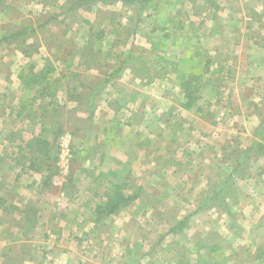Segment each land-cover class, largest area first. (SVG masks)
<instances>
[{
	"label": "rangeland",
	"instance_id": "obj_1",
	"mask_svg": "<svg viewBox=\"0 0 264 264\" xmlns=\"http://www.w3.org/2000/svg\"><path fill=\"white\" fill-rule=\"evenodd\" d=\"M7 1V13L0 5V35L24 25L36 28L21 39L27 42L21 47L32 50L30 55L22 53L20 47L3 43L0 62L5 63V68L11 67L14 79L21 69L35 67L39 71L44 65L53 66L50 81V77L45 78L42 85L27 89L26 94L58 92L63 105L57 108L61 117L62 114L67 117L63 132L55 138L52 130L48 135L50 143L45 141L41 146L43 152L53 153L49 155L51 164H46L45 174L53 187L49 185L50 191L54 194L57 190L64 191L82 163L86 162L85 166L89 167L92 161L97 163V168L90 170L95 176L89 189L94 197L79 201L84 202L85 207L94 206L93 211L68 210L63 216L59 215L62 219L47 224L49 227L63 224V229L57 232L67 238L66 245H72L85 256L78 261L74 259L75 264H93L90 256L100 264H166L168 259L181 264H230L227 215L205 205L202 207L201 201L210 196L214 182L228 171L222 166L224 164H218L222 152L219 157L214 149L215 145H226L222 135L229 133L226 132L227 123L243 125L240 118L246 112L252 111L254 116L264 113V0H170L156 8L144 4L142 9L136 3L129 6L123 2L96 1L89 9L71 10L68 8L71 1L67 5L66 0H43L47 4L45 7ZM100 30H104L103 39L96 40L93 33ZM87 46L95 51L94 55L88 57ZM126 51L132 52L135 58L141 57V64L157 69L158 76L142 86L143 81H135L124 69L119 77H111L108 83L97 86L102 79L108 78ZM195 71L202 75L197 89L201 99L200 116L189 114L181 107L184 97L179 87L180 79L185 72ZM230 79L236 84H229ZM70 81L82 87L75 90L72 86L71 95H66L64 90ZM4 84H0V93H4ZM17 88L23 90V84L13 86V93ZM232 89L233 97L237 93L245 94L243 108L237 105L239 110L232 102L227 103ZM6 95L12 93L7 91ZM89 95L91 97L85 101ZM249 97L255 101H248ZM16 102L18 100L12 97L5 103ZM106 104L110 110L106 120L92 119L93 112L89 121L88 107L95 111L97 106ZM224 110L231 111L222 114ZM233 111H238L240 118H234ZM5 118L1 115L0 121ZM107 120L108 123L103 122ZM196 121V132H188ZM218 121L224 130H219ZM10 123L8 119L2 123V130ZM94 124L97 130L93 129ZM103 125L107 127V137L104 133L97 135ZM85 138L89 149L84 152ZM25 140L13 139L12 143L20 145L19 141ZM102 140L106 142L104 150L95 147ZM230 151L229 156L238 157V149ZM15 153L11 155L13 160L21 154ZM226 155L225 151L222 159ZM130 157L135 162L133 165L120 164L130 161ZM42 160L44 162L43 157ZM120 182L126 184L125 194H135L136 198L94 225L96 204L105 201L110 183ZM61 200L56 201V209L64 211ZM225 201L227 203V199ZM235 209H238L237 202ZM70 211H77V215ZM87 219L91 223L84 231H79L82 229L78 224ZM181 219H187L186 226L170 233L169 227ZM64 222L74 224L75 230ZM235 230L231 241L237 238ZM44 232L49 233L51 240L56 238L55 231ZM76 235L82 240L78 242ZM101 238L102 244L97 241ZM215 239L220 246L218 251L201 250L202 246L211 247ZM196 241L200 243L195 250ZM44 249H38V259L48 264L42 260V255L47 253ZM21 255L9 257L4 264H32L28 246ZM239 257L244 264H250L249 258L239 252L232 261H238Z\"/></svg>",
	"mask_w": 264,
	"mask_h": 264
},
{
	"label": "crops",
	"instance_id": "obj_2",
	"mask_svg": "<svg viewBox=\"0 0 264 264\" xmlns=\"http://www.w3.org/2000/svg\"><path fill=\"white\" fill-rule=\"evenodd\" d=\"M11 2L15 5H19L22 3H35L41 5L42 7H45L47 5L44 3L43 0H11ZM212 37L215 38L216 36ZM5 66V63L1 61L0 84H2L3 82L5 84L3 85L4 93H0V116L5 115L6 118L10 120L13 125L11 123L10 125L8 124V128L6 130L5 128L2 130V127L0 126V259L2 258L1 263H6V260L9 259V257H14L18 255L22 256V250L25 246H28L29 255L32 256V264H42L38 259L39 248H46L44 250H46L47 253L42 255V260L47 261L48 264H75L76 261H74V259L78 261L81 260V258L84 259L85 256L81 255L80 252H77L72 245V247L70 245H66L68 244L67 238L63 237L62 234H59L57 232L58 230L63 229V224L54 225L52 227H49L47 224L53 222L54 219H62L59 215L63 216V214H65L68 210L85 211L90 209L93 211L94 206L85 207L83 205L84 202L79 201L81 200V198L82 200H84L88 197H94L89 189L91 188L90 183L93 182L95 176L90 170L96 169L97 163L95 161H92V166L89 167L88 165L85 166L86 162L84 161L85 163H82V167L79 169L78 173L76 172L73 178L68 181L69 184H67L66 189H63L64 191L58 192L57 190L56 194L50 191V183L45 178V174L47 173L46 164H51V161L49 160V155L52 156L53 153H47L46 150L43 152L42 147L40 145L35 146L30 143L33 137L39 136L40 134H42V139H44V141L48 143L50 141L48 138V135H50V133L48 132V127L45 125V123L43 124L40 118L29 119L27 118V116H24L25 113L23 115L21 114V101L25 100L26 96L30 97V99H36V97L34 96L35 93L27 95L26 90H21V88H17L16 92L13 93V86H18L19 84H21V82L20 79L17 78V75L15 76V79L11 78L10 70L12 69L8 65V67H6V71ZM34 69L36 70L35 67ZM220 69L218 68L217 70L220 71ZM126 70H128V73L131 75L130 70L128 68H126L125 71ZM238 70L240 71L241 69L237 68V71ZM237 76L239 77V74H237ZM134 80L136 81L138 79L134 78ZM235 80L237 79L235 78ZM68 84L69 86H67ZM144 84L145 83H142V86H145ZM229 84H236V81L230 79ZM67 85L66 89L64 90L66 95H71L70 88L72 86H75V90H79L78 83L75 81H70L67 83ZM239 85L241 86V83ZM210 89L212 88L210 87ZM7 91L12 93L13 96L6 95ZM252 92L253 96L256 97L257 94L254 92V90ZM233 93L234 89H232L231 93L229 92V94L227 95V103L232 102L235 105L236 109L239 110V107H237V105L243 108L245 94L237 93L236 97H233ZM57 94L58 92H55L53 94L51 92L46 93V91H44L43 93L44 102L50 103L49 100L52 99L50 103L51 107H49L50 110H52L54 107H57L58 104L63 105L62 100L59 99ZM12 97L14 99L16 98L18 100V103H5L10 102V100H12ZM53 98H55L56 101H54ZM200 100L201 99L199 97L193 107L188 110L183 109V111H186L189 114H196L200 116ZM250 100L255 101V99L252 97H249L248 101ZM39 101L40 99L36 100L33 103V108L39 105ZM66 101L67 100H65L64 102ZM262 101H264V99ZM216 102L223 103V101L221 100H217ZM3 107L6 109V111L5 109H3ZM97 107L94 111L92 119H94V117H97V120H106L108 112H110L107 104L106 106H99L98 109ZM24 109L26 113H30L28 107H25ZM34 110H38V106ZM230 111L231 110H224L222 114H226ZM217 112L219 113L220 111L218 110ZM234 113V118H240V114L238 111ZM234 113H232V115ZM261 115L263 116L262 118H264V113H259L258 115L254 116L252 111H250L246 112L245 114H243V116H241L240 119H242L241 122L243 125L239 124L238 126H236L235 123L228 122V131L226 132L229 133H227V135H222L225 138L223 142L226 145L224 147L222 145H215L214 147L217 156L219 155V157L221 152L222 157L223 153H225V151L227 152V155L224 157V159H222V157L219 158L218 164H224L222 166L228 169V171L231 170L233 166H236L237 163L242 164H238L241 167H239L238 172H235L231 176H227L230 180H228L227 178H220L214 182L215 185L219 182V185L221 187L226 186L227 184L232 185L231 189H225V193H228L226 195L227 204L234 215L235 226L233 228L230 227L229 219L226 216L227 214L225 212L219 210V208L211 204L205 205L210 209L216 211L217 213L225 215L227 218L225 220H227V233L229 234L227 238L229 241V256H231L228 259L230 264H244L240 257L238 261H232V257H234L238 252L242 253L243 256L247 259L249 258L250 264H264V138H262V134H264V129H262ZM82 116L85 117L84 114ZM6 118L0 121V125H2V123H6ZM103 122L108 123V120ZM16 123L19 124L18 127ZM196 123L197 121L192 122L190 126V131L188 132H191L193 130L196 132V130L194 129V125ZM95 124L93 129L97 130V126ZM218 124L219 130L225 129L222 127L220 121H218ZM106 128L107 127L103 125V128L97 131V135H103V133L105 135V131L106 133L108 132ZM29 136L30 142L27 139L25 140V138ZM222 136H220V138ZM105 137H107V135H105ZM197 137H200V133H197ZM201 137L203 136L201 135ZM13 139H24L25 142L19 141V145L18 143H12ZM114 140L115 138L113 137V142ZM88 144L89 143L87 142V138H85V143L83 146L84 152L89 149L87 146ZM95 147H98L102 150L104 147L106 148V142L102 140L100 143V141H98V144L95 145ZM234 148L238 149L239 154H241V157H239V159L229 156V154L231 153L230 149ZM38 151H42V153ZM15 152L21 154L16 155V158L13 160L11 158V155H15ZM43 153L45 154V156L43 155ZM101 155L102 153H100L98 156H100L101 158ZM246 155L247 159H244ZM42 157L44 158V162L42 160ZM131 163L133 165L135 162H133L132 158L130 157V161L125 160L120 164L128 165ZM228 164L230 165L229 167H227ZM89 179L91 180L88 182ZM84 186L87 187L86 190H83ZM58 199H63L61 201L62 203H64V211L56 209V201ZM232 199H235V201L232 202ZM236 202L238 204L237 210L235 209ZM202 207H204V204L202 205ZM57 210L58 213H55ZM70 212H73L75 215H77V211ZM77 217H75V219ZM93 222L94 225H97L102 223L103 220L101 218L99 221L93 220ZM90 223L91 220L89 219L85 221H80L81 225L78 224V227L82 230L79 231H84V229H86L85 227L88 226V224ZM43 225L46 226L44 227ZM64 225L71 228L72 230H75V225L72 223L64 222ZM235 229H237L238 231L237 238L231 241L232 235L234 234L235 236L236 234ZM45 230L55 231L56 238L54 240H51L47 235L49 233H45ZM214 234L216 236V232H214ZM79 236L80 235L75 236L78 242L82 240ZM97 241L101 242V244L103 243L102 238L98 239ZM198 242L200 243V241H196L193 245L195 250L196 245H199ZM83 244L87 245L86 240H83ZM213 245H218L216 239L214 240ZM218 247L220 249L219 245ZM203 249L205 248H203L202 246L201 250ZM185 250L186 249H184L183 251ZM89 259L90 261H93V264H100L96 262L97 259L94 258V256H90ZM170 260L171 259H168L167 263ZM246 264L248 263L246 262Z\"/></svg>",
	"mask_w": 264,
	"mask_h": 264
},
{
	"label": "trees",
	"instance_id": "obj_3",
	"mask_svg": "<svg viewBox=\"0 0 264 264\" xmlns=\"http://www.w3.org/2000/svg\"><path fill=\"white\" fill-rule=\"evenodd\" d=\"M0 5H2L1 9H5L7 13V6L9 1L5 0L2 2L0 0ZM46 1V0H44ZM71 3L69 4L68 2ZM96 1H105V2H123L129 6L133 5L136 3L141 9L146 4L148 8H156L159 4L162 3H167L170 0H66V4L68 5V8L71 10L73 8H79V7H85V9H89L90 6H92ZM57 5L55 4V7ZM65 7V6H64ZM146 8V7H144ZM132 17H129V20H131ZM36 27L33 25H24L18 30H9L8 32L4 33L3 35H0V50L2 48L1 44H6L7 46L9 44H13L16 47H20L22 45H26L27 42L25 40H21L24 36H27L30 32H34ZM154 30V29H153ZM161 30H164L161 28ZM103 32L104 30H100V32L93 33L94 37L96 40L103 39ZM86 51H89L88 57L94 55L95 51L87 46L85 47ZM32 50H28L27 48H22L21 52L26 53L27 55H30ZM33 51H37V49H34ZM99 53V52H97ZM96 53V54H97ZM95 54V55H96ZM195 53L194 55H196ZM133 53L130 51H126L124 54L123 58L118 62V65L112 69V71L109 73L110 75L108 76L107 79H102V82L99 85L106 84L110 81V78L112 77H119L120 74L123 72L124 69L128 68L134 78L140 79L143 81L145 84L151 83L154 78L158 76V71L154 67H151L150 65H143L141 64L140 58L141 57H133ZM208 63L206 64V69H207ZM90 68V67H87ZM162 68V67H160ZM86 69V67H85ZM218 71V70H217ZM54 69L53 66L50 64L44 65L42 69L35 70L34 68H29L28 70H20V72L17 74V78L20 79V82L23 84L24 90L27 91V89H34L37 86L42 85V82L45 80V78H48L49 81L52 78L51 75L53 74ZM202 75L198 73L197 71L193 73H187L185 72L179 82V87L180 91L182 93V96L184 97V101L181 104V107L183 109H190L193 107V105L197 102L199 99L200 95L197 93L198 89V82L201 80ZM195 83V84H194ZM69 86V84L67 85ZM79 87H82V85H79ZM25 92V91H24ZM36 98L39 96L40 101H43V93L39 92L36 95H34ZM89 97L85 98V101L89 99ZM25 98V97H24ZM79 99V96L76 97ZM54 101H56L55 98H53ZM70 99V98H69ZM36 101V99H30V97L26 96L25 100H22V111H25V107H28L30 110V113H26L25 111V117L27 118H40L45 125L48 127V132H52L53 130V136L56 138L60 133L63 132V125L67 122V117L62 114V117L60 115V110L57 107H54L52 110H50L49 107H51L50 103L52 99L49 100L50 103H41L38 106V110H34L37 106L33 108V103ZM84 102V101H83ZM49 104V105H48ZM88 103H86L87 105ZM58 107H61L60 104H58ZM40 109V112H39ZM64 109V108H63ZM92 108L89 106L88 107V119L89 121L92 118L93 115ZM52 123H54L52 125ZM52 125V126H51ZM73 134V132H71ZM42 134L39 136L34 137L31 141L32 143H35L37 146H42L45 141L42 139ZM30 146V145H29ZM41 152L42 151H38ZM240 154H238L237 159H239ZM243 160V159H242ZM241 163H237L236 166H233L231 170L227 171L223 178H227L230 180L227 176H231L235 172L239 171V165ZM242 165V164H241ZM241 168V167H240ZM227 180V181H228ZM232 185L227 184L226 186L221 187L219 185V182L213 186L212 192L210 193V196L205 197L201 201V205H213L219 210H222L227 214V217L229 219V225L230 227L235 226V218L233 213L231 212L230 208L228 207V204L226 203V195L228 194L227 192L225 193V189H231ZM124 190H126V184L125 183H110V190L108 191V194L105 198V201L102 203H98L95 206V214H96V219L95 221H99L102 217L104 216H110L116 213L122 206L127 205L131 201H133L136 198L135 194H125ZM186 221L187 219H181V220H176L171 227H169V232L173 233L176 232L178 229L185 227L186 226ZM233 225V226H231ZM199 243V242H198ZM197 243V244H198ZM203 248L207 249L210 252L218 251L219 247L218 245H212L211 247H206L203 246ZM213 256V255H212ZM10 264V263H9ZM23 264V263H22ZM167 264H181L180 261L179 263L176 262L174 259H171Z\"/></svg>",
	"mask_w": 264,
	"mask_h": 264
},
{
	"label": "built area",
	"instance_id": "obj_4",
	"mask_svg": "<svg viewBox=\"0 0 264 264\" xmlns=\"http://www.w3.org/2000/svg\"><path fill=\"white\" fill-rule=\"evenodd\" d=\"M67 151H68V150H67ZM67 151H66V152H67Z\"/></svg>",
	"mask_w": 264,
	"mask_h": 264
}]
</instances>
